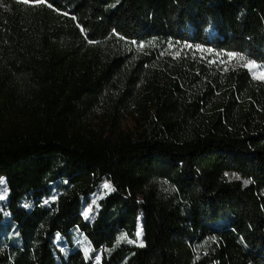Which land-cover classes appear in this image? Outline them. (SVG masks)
I'll list each match as a JSON object with an SVG mask.
<instances>
[{"label":"trees","instance_id":"obj_1","mask_svg":"<svg viewBox=\"0 0 264 264\" xmlns=\"http://www.w3.org/2000/svg\"><path fill=\"white\" fill-rule=\"evenodd\" d=\"M25 2L68 15L51 24ZM65 38L172 40L264 63V0H0V60L38 100L41 119L39 130L0 136L18 234L2 249L0 214V264H94L80 250L57 251L54 237L71 243L74 229L106 250L100 264H264V83L239 68L189 93L147 77L148 57L111 45L73 76L62 69L69 53L50 56ZM97 111L101 128L92 127ZM133 112L139 134L123 128ZM104 178L113 192L89 223L83 203ZM140 216L144 246L117 245L122 232L136 237Z\"/></svg>","mask_w":264,"mask_h":264},{"label":"rangeland","instance_id":"obj_2","mask_svg":"<svg viewBox=\"0 0 264 264\" xmlns=\"http://www.w3.org/2000/svg\"><path fill=\"white\" fill-rule=\"evenodd\" d=\"M25 4L32 8L33 13L43 9V17L45 19L51 18V24H60L63 17L68 15L64 11L54 9L49 4L44 7L45 4L42 2H25ZM109 45L115 47L121 55H129L131 59L148 57L149 60H145L142 64L144 67L143 73H147V77L160 81V84H166L171 80L179 81L181 86L187 89L189 93H203L207 89V83L214 85V79H218L222 84H225V77L231 71L239 68L247 69L253 79L264 83V79L257 78L261 73H264V63L253 61L243 54L221 52L212 48L193 46L172 40H155L146 43L115 40L114 43H103L102 45L85 41L77 46L75 42L65 38L61 39L56 47H52L50 56L69 53V56L64 60L62 69L68 74L76 76L88 65L95 66L98 58H102L103 53L108 51L107 47ZM249 61L255 62L256 67L252 68L248 65ZM123 81L121 78L120 83L123 84ZM147 82V78L143 75L137 93L142 96L146 95ZM221 96L222 93L217 91L216 96L209 104L210 109L216 107ZM37 106L38 100L25 93L21 80L13 73H9L2 64V60H0V136L12 133L21 135L39 130L41 119L36 110ZM97 112L92 118L93 128H101V125L106 123L104 115L99 111ZM136 115L134 112L129 114L123 128L126 131L139 134L140 127L136 124ZM1 180L3 183H0V197L3 198L0 199V214L3 217L1 223L6 227V230L2 232L3 249L8 245L9 240L13 239L18 243V234L17 227L13 223L11 213L8 210L10 192L7 179L3 177ZM105 184L110 185V188H105ZM161 188L167 195H174V190L170 185L162 183ZM112 192V183L104 178L89 200H85L83 203L82 214L87 222L92 223L95 220L101 209V201ZM55 199L56 197L53 196L46 203L51 204ZM139 199L142 200L143 197L139 196ZM137 233L141 234L139 238ZM137 233L136 237L132 239L125 232H122L119 238L126 236L127 239L120 240L118 238L117 245L130 243L129 241H133L130 244L136 246L142 241L144 245L142 216L139 218ZM53 242L57 251H60L63 256H68L73 251L80 250L88 260L92 259L94 264H100L106 251L102 249L94 250L87 237L78 229L72 231L71 243L61 235H56ZM97 257H99V260H97Z\"/></svg>","mask_w":264,"mask_h":264},{"label":"snow or ice","instance_id":"obj_3","mask_svg":"<svg viewBox=\"0 0 264 264\" xmlns=\"http://www.w3.org/2000/svg\"><path fill=\"white\" fill-rule=\"evenodd\" d=\"M49 6H51V5H49ZM248 65H250L252 68H255V67H256L255 62H253V61H249V62H248ZM257 78H259V79H264V73H261V75H260L259 77H257ZM0 183H3V181L0 180ZM104 187H105V188H110V185L105 184ZM2 198H3V197H0V199H2ZM140 235H141L140 233H137V237H138V238H139ZM119 239H120V240H124V239H127V237H126V236H122V237H120ZM118 242H119V240H118ZM129 242L132 243L133 241H129ZM138 246L143 247V246H144V245H143V242L141 241V242L139 243ZM97 260H99V257H97Z\"/></svg>","mask_w":264,"mask_h":264}]
</instances>
